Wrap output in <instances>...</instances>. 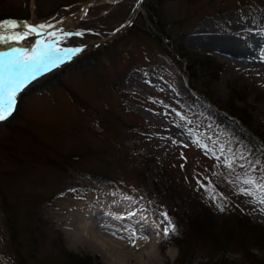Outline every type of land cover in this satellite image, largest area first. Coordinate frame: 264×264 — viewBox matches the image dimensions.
Returning a JSON list of instances; mask_svg holds the SVG:
<instances>
[{
  "label": "rangeland",
  "instance_id": "374dc122",
  "mask_svg": "<svg viewBox=\"0 0 264 264\" xmlns=\"http://www.w3.org/2000/svg\"><path fill=\"white\" fill-rule=\"evenodd\" d=\"M84 1L28 0L23 11L26 0H0V16L28 13L25 21L6 19L21 31L26 24L62 22ZM151 2L163 8L170 27L169 51L142 33L149 24L144 6ZM61 31L83 35L64 37ZM53 32L56 37L43 38L82 50L20 92L16 107L22 100L23 117L13 131L0 125V264H18L20 257L27 264H59L49 239L59 234L68 252L100 264L122 263L120 251L99 248L90 233L120 248L129 247L135 233L147 244L142 251L155 253V264H189L195 252L202 261L217 259L212 264H250L244 253L251 252L257 230L244 231L253 238L245 247L238 229L230 233L239 227L235 216L244 215L252 227L262 226L263 238L264 204L259 196L239 194L245 186L236 177L264 176V147L227 128L209 98L188 87L185 64L173 53L182 39L189 51L212 56L222 67L217 78L198 74L201 84L210 85L209 100L226 107L232 99L257 131L264 126V0H102ZM235 38L244 52L239 58L223 49ZM39 39L32 35L10 48L30 49ZM12 154L22 161L11 163ZM67 157L75 164L64 166ZM233 157L230 169L226 161ZM170 183L180 187L177 204L201 201L198 210L213 213L219 248L201 240L184 254L176 233L164 234L162 214L174 225L178 220L170 214L172 199L160 194ZM125 219L141 222L139 229H120ZM33 228L35 245L27 237Z\"/></svg>",
  "mask_w": 264,
  "mask_h": 264
},
{
  "label": "trees",
  "instance_id": "16d2710c",
  "mask_svg": "<svg viewBox=\"0 0 264 264\" xmlns=\"http://www.w3.org/2000/svg\"><path fill=\"white\" fill-rule=\"evenodd\" d=\"M147 10L148 13V21L149 24L147 26L142 25L144 27V33L145 35L155 39L160 47L163 48V50L169 51L170 44L168 41H170V38H168V27L169 25L165 22V16L163 13V8L157 4L150 3L149 6H144ZM23 11H28L29 5H28V0L23 4L22 6ZM15 13L10 14L9 16H0V21H4L6 19H15L18 21H25L28 19V13L23 14L20 17H16ZM17 15V14H16ZM141 31V30H140ZM165 35V36H164ZM167 41V43L165 42ZM184 43L181 39L179 42V46L176 49V53H173V58L178 60L179 64L181 65L183 62L185 64V73L187 76V83L188 87L192 89L193 91L197 92L198 94L205 96L203 98H209L211 99L205 89L209 90L210 85L201 84L200 82V77H198L199 73H203L202 75L204 76L205 80L207 78L214 79L217 78V74L221 72L222 67L216 62V60L210 56V55H202V54H197L193 53L192 51H189L186 49L184 46ZM202 79V78H201ZM43 84V83H42ZM40 86V85H39ZM38 86V87H39ZM38 87L36 89H32L30 91H27L23 94L24 95H29L32 93V91H37ZM40 89V88H39ZM38 89V90H39ZM207 100L206 102L212 107V109H216L218 112L220 111V116L225 120L227 128L229 130L234 131L235 135H237L239 138L247 142L248 144H253L257 143L258 148L259 147H264V126L257 131L253 130V127L250 124V116L246 111H243L239 109L238 107L236 108L234 106V103L232 102V99H230L228 106L222 107L219 106L218 103L211 102V100ZM23 101L19 100L18 105L15 108V111L13 114L6 120L0 122V125H4L9 130H14L13 128V123H17L22 117H23ZM214 109V110H215ZM212 110V111H214ZM26 116V113H24ZM27 119V117L23 118V121ZM28 121V120H27ZM15 132V131H14ZM21 141V140H20ZM22 142V141H21ZM23 143V142H22ZM15 154H12L10 158L11 163H17L22 161L20 157H16ZM75 164L72 161V157H67L66 160L63 162L64 166L66 164ZM170 186V187H169ZM167 189L163 192L160 193L163 195L162 199L165 200L164 198L170 197L172 199V204H171V211L170 214L175 217V219H178L175 221V227H176V238L179 243V247L181 251L185 253V247L190 246V248L193 247V244L197 241H207L210 242L212 245H215L214 247L219 248L220 245H222V241L219 242V233L220 231L216 228L215 224L213 223V218L210 214H213L211 211H209L207 208L206 210L199 211V207L202 206L201 201H198L196 204H189L187 206L177 204L175 202L176 198L181 196L180 193V187L176 186L174 183H170ZM159 194V195H160ZM26 203V205H28ZM203 207V206H202ZM26 214L23 220L26 222L29 221L31 214L29 213V208H26ZM201 212V213H199ZM238 218V226H235V230L231 229L230 235L239 231V237H236L239 239V241L242 243V246H246L249 242L253 240L252 236H249L248 234H245L244 231H251L254 232L257 230L255 234L254 241L250 243L251 245V252H246L244 253V257L250 264H264V237H260V233L263 230L261 225L256 224L255 226H259V228H254L250 224V219L247 216L242 215V217H238L237 215L235 216ZM173 220V219H172ZM12 225L16 224V220H9ZM21 224L22 221H21ZM234 231V232H233ZM27 237L28 240H30L32 244H36V238L38 234V230L33 228L31 230H27ZM42 233V234H41ZM51 233H48V235L45 232H40L39 236L47 235L46 237H50ZM57 234V233H56ZM233 237V236H232ZM15 238V236H14ZM17 238V237H16ZM54 239H50V246L52 248L51 250V258L52 257H57V262L59 261L61 264H100L97 261L95 262V258L91 257L90 255H78L72 252H68L65 247L63 246L62 243V238L59 234V236L53 237ZM228 239V238H227ZM233 239V238H230ZM197 252L193 254V256L188 259L187 263L189 264H196L197 260L199 259L198 264H212L211 262H217L214 258L209 259L208 261H202L200 258L197 256ZM54 259V258H52ZM205 260V259H204ZM59 263V264H60ZM18 264H27L26 260L24 257H20ZM223 264H227L225 261Z\"/></svg>",
  "mask_w": 264,
  "mask_h": 264
},
{
  "label": "snow or ice",
  "instance_id": "6c2138e0",
  "mask_svg": "<svg viewBox=\"0 0 264 264\" xmlns=\"http://www.w3.org/2000/svg\"><path fill=\"white\" fill-rule=\"evenodd\" d=\"M21 25L14 20L0 21V44L22 43L29 36L41 37L29 48L11 47L5 52H0V121L8 119L16 108L17 97L20 92L38 75L50 71L66 59L82 49L59 47L60 41L57 39H44L46 30L53 27L50 24L24 25V31H18ZM64 37L73 35H83L81 32H62ZM51 37H56V33H48ZM207 148V146H204ZM219 159V158H218ZM227 167L232 168L234 157L226 161ZM237 182L245 187L239 188V194L246 196H259V202L264 204V176L256 178L248 175L236 177ZM213 199L215 197L213 196ZM221 210H223L221 208ZM165 218L166 226L163 231L166 236L174 234L176 227L168 219L167 214H162ZM135 238V233H132Z\"/></svg>",
  "mask_w": 264,
  "mask_h": 264
},
{
  "label": "bare ground",
  "instance_id": "6f19581e",
  "mask_svg": "<svg viewBox=\"0 0 264 264\" xmlns=\"http://www.w3.org/2000/svg\"><path fill=\"white\" fill-rule=\"evenodd\" d=\"M236 39V38H235ZM240 39H236L235 42L230 43L231 45H227L223 47V49H226L228 52H230L234 57L239 58L241 56H244V52H240ZM234 45V46H233ZM264 43L260 44L259 46H263ZM8 50V49H7ZM225 51V50H224ZM227 53V52H226ZM232 56V57H233ZM256 61V60H254ZM131 219H125V220H121V225L119 226L120 229H125V227H132V226H136L137 229H139L140 223L141 222H134V221H130ZM128 231V230H127ZM130 233L129 232H125L123 234L128 235ZM122 234V235H123ZM90 236H92V238H96L97 242L100 243L99 244V248L101 249H110V250H114V251H120L122 254L121 257V262L119 264H155V253L151 252L148 253L147 255L142 251V249L147 246V244L144 242L139 243V241L137 240V238H131V242H129V247L127 245V247H116L111 245L108 241L104 240V241H99V237L97 236L96 233L89 234ZM129 248V249H128ZM123 252V253H122Z\"/></svg>",
  "mask_w": 264,
  "mask_h": 264
},
{
  "label": "water",
  "instance_id": "95a60500",
  "mask_svg": "<svg viewBox=\"0 0 264 264\" xmlns=\"http://www.w3.org/2000/svg\"><path fill=\"white\" fill-rule=\"evenodd\" d=\"M120 0H112V2L116 3ZM102 3V0H85L81 6L79 7V9L77 10V12H75L74 14H72L71 16H69L66 20L62 21V22H58V23H55V24H52L53 27L51 28H48L46 30V34L50 33V32H53L54 30L56 29H61L65 26H68L76 21H78L80 18H82L84 12L87 10V8L91 7V6H94V5H98V4H101ZM134 20V18L132 19V21ZM129 22L127 25L131 24L132 23ZM25 28H23L21 31H24ZM40 38V37H39ZM12 44H8V45H3L0 47V52H5L7 51V49L10 48Z\"/></svg>",
  "mask_w": 264,
  "mask_h": 264
}]
</instances>
